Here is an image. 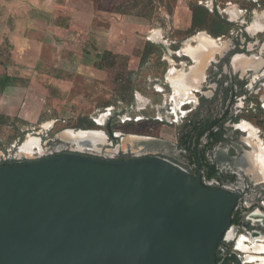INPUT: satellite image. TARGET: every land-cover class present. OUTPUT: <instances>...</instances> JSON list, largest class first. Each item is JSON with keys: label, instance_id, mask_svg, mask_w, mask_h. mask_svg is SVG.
Returning <instances> with one entry per match:
<instances>
[{"label": "water", "instance_id": "water-1", "mask_svg": "<svg viewBox=\"0 0 264 264\" xmlns=\"http://www.w3.org/2000/svg\"><path fill=\"white\" fill-rule=\"evenodd\" d=\"M238 198L161 157L0 164V264H218Z\"/></svg>", "mask_w": 264, "mask_h": 264}, {"label": "flooded vegetation", "instance_id": "flooded-vegetation-1", "mask_svg": "<svg viewBox=\"0 0 264 264\" xmlns=\"http://www.w3.org/2000/svg\"><path fill=\"white\" fill-rule=\"evenodd\" d=\"M236 16L218 18L230 27L229 35L201 36L191 54L181 56V49L176 52L182 60L174 63L183 76L174 84L168 82L173 89L183 90L187 99L176 107L184 112V120L175 142H163L150 132L134 133L132 128L127 133L117 130L113 126L120 121L126 126L140 125L142 117L126 114L120 120L115 112L110 113L105 130H79L77 136L99 138L94 147L75 143L69 136L76 133L66 130L56 137L48 135L31 150L22 144L15 151L0 153V164L67 152L113 161L151 156L170 160L194 176L200 175L206 186L239 195L228 240L218 250L220 264H238L237 257L239 264H260L257 260L264 253V137L248 118L264 108L260 103L264 96H259L264 91V25L256 27L261 15L250 22L238 21Z\"/></svg>", "mask_w": 264, "mask_h": 264}, {"label": "rangeland", "instance_id": "rangeland-1", "mask_svg": "<svg viewBox=\"0 0 264 264\" xmlns=\"http://www.w3.org/2000/svg\"><path fill=\"white\" fill-rule=\"evenodd\" d=\"M214 1L226 18L231 17L227 10H237L238 21L250 22L256 15L264 13V0H125L118 10L132 19H139L148 24L146 33L141 32L138 38L141 46L139 47V43L136 45L135 60L138 61V69L131 70L128 56L118 55L105 61V77L93 78L85 87V92L79 93L75 90L71 96L73 98L70 97L67 103H64V100L59 103H51L50 100L43 103L44 109L37 119L25 120L17 115L0 114L8 117L0 118V153L15 151L22 144L23 148L31 150L42 140L45 141L48 135L56 137L66 130V133L105 130L104 121L109 115L105 113L108 108H113L110 113L119 114L120 120H123L126 114L132 118L142 117L138 121L140 125L126 126L120 121L113 128L126 133L131 128L138 134L150 132L160 139L175 142L177 130L181 128L184 120V112L180 111L181 108H176L175 101L172 100L173 90L165 77L168 70L180 68L174 63L182 60L177 57L176 52L181 49L179 55H184L182 50L196 46L198 37L216 38L225 33L229 35L227 32L230 27L223 24L212 12ZM109 8L110 0H105L103 9ZM153 30L156 32L150 36L149 32ZM261 35L264 36V33ZM149 36L165 43L147 40ZM92 61L89 59L90 63ZM7 62L0 61V89L3 88L1 77L6 73L11 74L12 84L21 87L20 89L31 88V82L35 83L36 78L40 80L41 74L53 75L56 78L65 77L43 63L38 65L36 70H32L21 62L13 68L8 67ZM70 78L74 79L72 76ZM162 88V92L158 91ZM32 92L36 93L34 90ZM262 95L264 96V91H261L259 96ZM260 103H264V100ZM19 105L22 106L20 112H32L35 107L33 103ZM141 106L145 108L141 109ZM188 106H185L183 111L187 110ZM106 120L110 123L109 119ZM248 120L262 130L264 137V108L259 107V111L250 115Z\"/></svg>", "mask_w": 264, "mask_h": 264}, {"label": "crops", "instance_id": "crops-1", "mask_svg": "<svg viewBox=\"0 0 264 264\" xmlns=\"http://www.w3.org/2000/svg\"><path fill=\"white\" fill-rule=\"evenodd\" d=\"M104 1L0 0V61H8L7 66L12 68L21 62L32 70L43 63L65 75L56 78L41 74L29 89L14 85L0 89V114L33 120L41 115L43 103H67L75 90L85 92L93 78L106 76L105 69H99L96 63L107 51L128 56L131 70L138 69L136 45L148 24L118 10L125 0H110L109 9H103ZM154 32L150 31V36ZM150 36L147 40H152ZM20 103H33L35 107L32 112H20ZM262 254L259 263L264 259Z\"/></svg>", "mask_w": 264, "mask_h": 264}, {"label": "bare ground", "instance_id": "bare-ground-1", "mask_svg": "<svg viewBox=\"0 0 264 264\" xmlns=\"http://www.w3.org/2000/svg\"><path fill=\"white\" fill-rule=\"evenodd\" d=\"M228 14H230V15H239V12L237 11V10H235V9H229V10H227L226 11ZM257 22V23H256ZM256 27H258V28H261L260 26L261 25H264V14L263 15H261V16H257V18H256ZM263 29H264V27H262ZM261 28V29H262ZM155 41L156 42H159V43H164L161 39L160 40H157V39H155ZM192 51H194V49L193 48H191V47H187L186 49H183V53H185V54H191V52ZM182 74H183V71H178V70H174V69H172V70H170L169 72H168V74H167V80L169 81V82H171L172 84H174V83H176L181 77H182ZM175 86V85H174ZM183 91V90H182ZM182 91H180V90H178L176 87H174V93H173V101H175V106L176 107H180V106H182V104H184V103H182L183 101H186V99L187 98H185V96L186 95H184L183 93H182ZM79 132H77L75 135H71V136H69L70 137V139H72V138H82L81 136H77V134H78ZM87 133V132H86ZM94 134V133H93ZM88 136V135H87ZM92 136V135H91ZM258 249V248H257ZM248 258H250V257H248ZM246 259H247V256H246ZM251 259H253V258H250V260ZM260 264H264V259L263 258H261V262H260Z\"/></svg>", "mask_w": 264, "mask_h": 264}, {"label": "trees", "instance_id": "trees-1", "mask_svg": "<svg viewBox=\"0 0 264 264\" xmlns=\"http://www.w3.org/2000/svg\"><path fill=\"white\" fill-rule=\"evenodd\" d=\"M196 22H197L196 21V16L194 15V24H196ZM115 56H118V55H114L113 53H111L109 51L105 52L104 55L101 57L100 62H98L96 64V67H98L99 69H105L107 67V65L105 64V61H109L110 58L115 57ZM1 80L3 82V88L2 89H5L9 85H13L12 84V79L8 75L2 76ZM0 118L7 119L8 117H6L5 115H1ZM217 262H218V264H220V262H221V258L220 257L217 258Z\"/></svg>", "mask_w": 264, "mask_h": 264}, {"label": "built area", "instance_id": "built-area-1", "mask_svg": "<svg viewBox=\"0 0 264 264\" xmlns=\"http://www.w3.org/2000/svg\"><path fill=\"white\" fill-rule=\"evenodd\" d=\"M107 111H108V112H106L105 114L109 113V115L107 116V118L110 120V112H111V111H110V109H107ZM96 121L99 122V120H96ZM106 121H107V120H106ZM106 121H105L104 123H107Z\"/></svg>", "mask_w": 264, "mask_h": 264}]
</instances>
